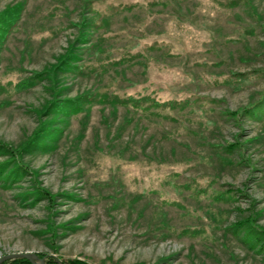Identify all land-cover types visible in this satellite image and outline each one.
<instances>
[{"label":"rangeland","instance_id":"obj_1","mask_svg":"<svg viewBox=\"0 0 264 264\" xmlns=\"http://www.w3.org/2000/svg\"><path fill=\"white\" fill-rule=\"evenodd\" d=\"M264 264V0H0V258Z\"/></svg>","mask_w":264,"mask_h":264},{"label":"water","instance_id":"obj_2","mask_svg":"<svg viewBox=\"0 0 264 264\" xmlns=\"http://www.w3.org/2000/svg\"><path fill=\"white\" fill-rule=\"evenodd\" d=\"M18 258H25L29 260L32 264H46L42 259L37 257V255H34L32 253H18V254L5 255L0 258V264H4L7 261Z\"/></svg>","mask_w":264,"mask_h":264},{"label":"trees","instance_id":"obj_3","mask_svg":"<svg viewBox=\"0 0 264 264\" xmlns=\"http://www.w3.org/2000/svg\"><path fill=\"white\" fill-rule=\"evenodd\" d=\"M42 259V258H41ZM46 264H88L80 260H68V261H59L57 259H44ZM4 264H32L29 260L25 258H18L5 262Z\"/></svg>","mask_w":264,"mask_h":264}]
</instances>
